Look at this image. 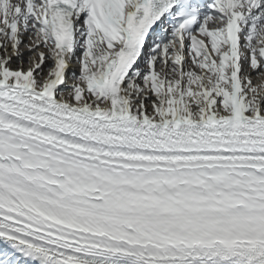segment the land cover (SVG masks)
I'll use <instances>...</instances> for the list:
<instances>
[{
	"label": "snow or ice",
	"instance_id": "snow-or-ice-1",
	"mask_svg": "<svg viewBox=\"0 0 264 264\" xmlns=\"http://www.w3.org/2000/svg\"><path fill=\"white\" fill-rule=\"evenodd\" d=\"M0 242L264 264V0H0Z\"/></svg>",
	"mask_w": 264,
	"mask_h": 264
},
{
	"label": "rangeland",
	"instance_id": "rangeland-1",
	"mask_svg": "<svg viewBox=\"0 0 264 264\" xmlns=\"http://www.w3.org/2000/svg\"><path fill=\"white\" fill-rule=\"evenodd\" d=\"M27 52V51H26ZM26 55V54H25ZM26 58V57H25ZM69 71H77L78 72V65H76L75 63L71 66Z\"/></svg>",
	"mask_w": 264,
	"mask_h": 264
},
{
	"label": "bare ground",
	"instance_id": "bare-ground-1",
	"mask_svg": "<svg viewBox=\"0 0 264 264\" xmlns=\"http://www.w3.org/2000/svg\"><path fill=\"white\" fill-rule=\"evenodd\" d=\"M25 40L27 41V38H25ZM22 51L26 54L25 57L27 58V52H26L27 50L24 49V48H22ZM26 58H25V59H26ZM13 66L15 67L16 65L14 64ZM27 66H28L27 63H25V67H27ZM254 82H256V81H255V78H254Z\"/></svg>",
	"mask_w": 264,
	"mask_h": 264
}]
</instances>
